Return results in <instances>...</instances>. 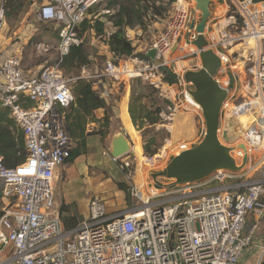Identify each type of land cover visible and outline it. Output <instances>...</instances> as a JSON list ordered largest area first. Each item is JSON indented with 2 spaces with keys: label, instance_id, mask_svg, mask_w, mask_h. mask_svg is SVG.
I'll list each match as a JSON object with an SVG mask.
<instances>
[{
  "label": "built area",
  "instance_id": "1",
  "mask_svg": "<svg viewBox=\"0 0 264 264\" xmlns=\"http://www.w3.org/2000/svg\"><path fill=\"white\" fill-rule=\"evenodd\" d=\"M230 1L234 8L226 24L218 25L211 37H205L224 64L228 60L226 53L233 47H249L246 43L251 42L246 53L236 55L245 61V88L251 97L260 98L264 94V0ZM102 2L44 0L36 15L54 26L58 42L55 46L38 43L35 52L38 57H46L55 51L58 61L31 73L19 55L3 52L7 18L5 0H0V109H6L21 130L26 152L25 159L13 168L5 167L0 156L5 201L0 216V264H243L242 256L251 246L257 228L245 232L248 218H264V102L245 130V150L237 152L243 157L261 150L263 166L258 180L226 186L224 180L232 176L218 171L200 182L181 184V189L172 187L174 190L166 191L171 188L167 187L159 194L151 192L139 206L114 214H108L103 198L93 196L88 202L87 218L73 229L64 228L55 203V186L57 171L72 150L65 110L75 99L71 80L64 77L59 63L72 47L83 43L79 28L84 22L93 25L102 21L103 15L113 13L104 7L103 15L99 12L90 20ZM189 4V0L172 3L166 28L145 51L146 54L153 49L154 60L113 55L105 60L101 73L95 77L98 81L93 82L104 88L99 92L101 99L108 96L105 85L140 78L172 100L168 101L169 117L163 113L159 116L164 120L174 116L176 95L171 92L185 83L183 78L175 86L164 83L160 69L170 68L169 56L181 40L185 46H193L197 38L195 29L190 27L197 24ZM85 68L75 80L87 79ZM251 105L245 102L235 109H226L228 105L224 103L222 111L238 116ZM188 149L182 146L178 153ZM127 155L111 159L119 164V170H127L125 177L130 180L132 159ZM154 160L146 159L150 163ZM213 182L219 186L205 188ZM155 198L159 200L153 201ZM263 261L264 248L258 264Z\"/></svg>",
  "mask_w": 264,
  "mask_h": 264
},
{
  "label": "rangeland",
  "instance_id": "2",
  "mask_svg": "<svg viewBox=\"0 0 264 264\" xmlns=\"http://www.w3.org/2000/svg\"><path fill=\"white\" fill-rule=\"evenodd\" d=\"M190 4L188 5L190 9L193 11V18L195 22H200L201 19V13L195 9V1L189 0ZM26 0L21 1L19 3V9H17V6H11L10 5V17L7 23L10 25L11 29H14L16 25L20 23L21 20H18L19 13H28L29 18L28 21L32 20L34 18V14H36V10L38 7L44 3V0H36V4L30 5ZM168 3V0L160 1L156 3V6L159 8V11L161 13V19L164 21H168L169 19V13H167L169 7L166 6ZM105 7V0H103L102 4L99 6L98 10L95 11L93 14H91L90 20L94 17L93 15L97 13H101L104 11ZM234 7L230 0H212L210 2V17L207 20V27L205 35L212 36V32L217 29L218 25H224L226 24L227 16L230 13V10H232ZM171 10V6H170ZM198 13H195V11ZM112 14V13H111ZM110 14V15H111ZM103 15V14H102ZM107 15V16H110ZM222 21H221V20ZM147 20H150L148 18ZM151 20L152 17H151ZM218 20V21H217ZM225 21V22H224ZM35 24V23H33ZM37 24V23H36ZM109 28L112 26L111 23H108L107 25ZM167 23L165 26L162 27L161 32L166 28ZM82 27V26H81ZM52 29H45L44 33H42L41 36L34 35L32 38H30V42L27 45V49L25 51L24 59H22V64L24 68L31 73H38L40 70H42L44 67L49 65H54L57 60V55L55 51H52L48 56L46 57H38L35 52V46L38 43H47L52 44L50 41L51 31ZM82 28H80L79 33L81 32ZM88 29L85 32L81 33V36L83 38V46L88 53V60L89 63L85 66V74L84 76L87 77V81L96 82L99 78H95L97 74H100L104 62L106 58H110L111 56L108 55L106 48L102 45L103 39H95L93 38V31ZM127 30H125V34ZM95 33V32H94ZM157 31L154 32V37L151 38V34H144L141 37H147L146 42L143 44L144 48H148L151 46V44L154 42L155 38L159 35L156 34ZM53 34V31H52ZM8 36V34H6ZM141 37L139 39H141ZM54 46V45H53ZM179 48H182L181 51H173L170 56L169 60L172 63L169 67H166L168 70L173 72V60H178L177 57H184L188 60V62H184V69L189 68V65L195 64L196 68H199L201 66L199 61V53L195 46H190L189 53H188V46H185L183 44V40H181V44L179 45ZM245 48V49H244ZM250 48V47H248ZM137 49V48H136ZM135 49V51H136ZM246 46H237L233 47L229 52H227L228 60L222 65L221 69L219 70L216 79L219 81V85L222 88L228 89V98L225 101V104L228 105L227 108H230L232 106L238 107L241 104L245 102H252L255 103L254 105H251L249 107V110L252 109V111H248L247 116L249 118L252 117V122H254V118L257 117V112H259L261 105V100L259 98L251 97L248 93V90L246 87V76H245V70L243 67L244 60L238 58V55L236 54H243V52H246ZM196 50V51H195ZM225 54V52H223ZM135 54H140L139 52H135ZM127 57V59L134 58L135 56ZM192 59V61H190ZM183 63V62H182ZM189 63V65H188ZM224 63V62H223ZM180 64V63H179ZM178 64V65H179ZM63 73V72H62ZM161 73V71H160ZM81 74V71L79 72V75ZM64 77L71 80V84H73V81L77 77V75L74 72H71L70 74L63 73ZM163 81V78H162ZM165 83V82H164ZM97 84V83H96ZM167 84V83H166ZM94 86V85H93ZM175 86V85H172ZM188 86V85H187ZM95 89L97 87V93L99 95L100 91H103L104 88L102 85L94 86ZM93 87V89H94ZM99 87V88H98ZM134 89V99H131L132 91L131 89ZM106 91L108 92V96L106 98H103V100L106 102V104L110 108V112L108 114V125L105 122V113L103 110H98L94 113V123H90L87 127V133L91 135L87 140L90 141V144L87 145L86 140V148L84 149V152L77 156L73 162L68 164L66 167L63 165L64 171H60L59 173V179L57 182L58 189L55 193V203L57 201H60L62 198L65 200H71L74 201L75 198H80L83 195H93V194H104V188L101 189V182L102 183H114V188L119 189V183L116 181L118 179H121V183L125 184L128 189V201L126 199H123L124 193L122 192V196L119 199H117L115 196H109L110 193L114 191V188H110L112 185L107 186V197L106 201L107 204V212L108 214H114L116 212H123L128 211L136 206H139L142 203V199H146L151 195V192L157 189H166L167 190H174L172 189H181L184 187V185H178L173 186V181L167 180L164 178H158L157 182L160 184L157 185L152 179V174H156L158 172H161L164 167L172 160L173 157L177 155L180 148L184 146L185 148L190 149V145L187 141H192V139L195 137V133L198 131V135L196 136V140H194V143L200 142L204 136L205 133V122L203 119V116L200 111V107L193 102L191 97L189 95L187 96V102L183 98L185 88L180 86L176 89V86L174 90L176 91L171 92L172 96H175L176 93L179 95L178 99L174 103L177 105V111L174 114V116L170 120H164L159 116V113H163L165 117L168 116V107L170 106V103L172 102L166 99L165 97L161 96L159 94V91L152 87L149 83L140 80V78L136 79H130L128 81H124L120 84H109L105 85ZM94 89V91H95ZM138 95H141L142 98L137 102L135 98H137ZM264 99V94L260 95ZM259 97V96H258ZM256 100L258 103L256 104ZM126 104V109L128 112L129 106L132 105L134 108L138 107L139 102L144 104L147 108V112L151 116V118H157V123L154 125H147L143 126L142 128H135V132L137 134H131L126 128L127 131L123 129L120 123V108L122 104ZM170 103H169V102ZM179 101V102H178ZM223 109V110H226ZM158 110H160L158 112ZM245 119V118H244ZM235 120H238L240 123H242V126L240 129L244 126V120L243 118H236L233 116L230 112L226 113V111H222L221 119H220V142L224 144L225 146L233 147L235 150L233 151V157L237 161V165H241L242 157L238 156L237 152L240 150L237 148L239 144H243L244 140V134L245 130L240 132L238 136H235V138L232 137L231 134L234 132L229 133L230 136L224 135L226 133V129L228 127L227 121H229L230 127H232V124L236 123ZM232 123V124H231ZM141 122H138L137 125L140 126ZM249 124L248 127L251 125ZM196 131V132H195ZM191 132H194L190 134ZM117 134H123L124 137L127 138L129 141V144L131 145L132 149L127 155V157H130L132 159V166L130 169V172L132 174L130 180L126 179L127 170L121 171L119 170V164L117 165L114 163L110 156V148L109 143L112 140L114 136ZM138 137V138H137ZM231 138V139H230ZM106 140V141H105ZM198 142V143H199ZM138 144L140 147V153H136L134 150V145ZM197 145V144H196ZM150 146L151 150L158 149L157 153L153 156H149L145 153L144 147ZM73 147H75V144H73ZM109 148V149H108ZM103 153H106V155H103ZM257 154H251L248 155V161L246 166L238 172L230 173L226 172L230 176H240L243 175V180L246 179V183H251L253 181L258 180L261 177L262 171V161L263 156L261 150H258V152H254ZM164 154V155H163ZM81 155H84L81 157ZM86 157V158H85ZM154 158V162L150 163L147 162L146 159ZM87 168V172L85 170ZM89 168V169H88ZM62 169V170H63ZM70 169L68 172L67 170ZM90 170V172H89ZM152 170V171H151ZM86 175V173H88ZM77 175L76 179H74V175ZM85 176H81L84 175ZM67 175L69 176L68 181L66 180ZM227 178L224 180V185H229L236 180L235 178ZM71 178V179H70ZM211 178V177H210ZM124 179V180H123ZM238 179H241L238 178ZM154 184V185H153ZM149 185V186H148ZM219 186L218 182L211 183L208 187L205 188H215ZM204 188V189H205ZM113 189V191H112ZM2 190L3 185L0 182V214L2 213V210L5 207V201L3 200L2 196ZM158 191V190H157ZM165 192V191H164ZM59 195V197H58ZM67 197V198H66ZM101 198L104 199V197L101 196ZM105 200V199H104ZM159 200L157 198L153 199V201ZM78 202V205H79ZM14 203V199L10 200V204ZM68 209H73L74 206L70 205L67 206ZM75 212L78 214L77 219L79 222L82 221V219L86 218V215L81 216L80 208H74ZM60 214L62 211L64 212L63 208H58ZM62 215V214H61ZM74 218L75 215L73 216ZM66 229V228H65ZM264 245V244H263ZM261 251H259V254L261 255ZM260 255L254 259L253 264H258Z\"/></svg>",
  "mask_w": 264,
  "mask_h": 264
},
{
  "label": "trees",
  "instance_id": "3",
  "mask_svg": "<svg viewBox=\"0 0 264 264\" xmlns=\"http://www.w3.org/2000/svg\"><path fill=\"white\" fill-rule=\"evenodd\" d=\"M21 0H5L6 18L10 17V5L17 6L19 9V2ZM164 0H105V9L113 12L110 16L103 15L102 17L109 21L116 31L112 33L106 44L108 45L110 52L117 57H130L134 55L135 49L131 45V42L125 36L126 28H144L145 20L148 17L161 18L159 8L156 6L157 2ZM175 0H168L166 6L169 7L167 13L170 11V6ZM242 1V0H241ZM261 1V0H255ZM105 22L96 21L94 24H82V32L90 29L95 32L96 36H103L105 32ZM134 56L141 59L145 58V54H135ZM89 63L88 53L86 52L83 44L78 47H72L69 54L62 58L59 63V69L65 73L70 74L74 72L79 77V72L82 67H85ZM163 75V82L174 85L178 82V77L172 71L166 67L160 69ZM76 77V78H77ZM72 93L74 96V103L65 110V121L71 140L75 144V148L71 150L69 158L66 162H73V160L84 151L87 139L86 127L89 123H94V113L98 110H103L105 113V122L108 125L110 108L106 102L100 98L98 93L93 89V82L84 79H76L71 84ZM131 99H134V89L132 87ZM141 95H138L135 100L138 102ZM4 110L6 116L5 124L1 125L3 121L0 118V156L2 157L3 164L7 168H13L19 165L26 157L24 142L22 134H12L10 127L14 126V121L8 119V111ZM129 114L132 123L137 128H142L147 125H154L157 123V118H151L147 112V108L144 104H138L137 108L132 105L129 106ZM160 110H158L159 112ZM13 121V122H12ZM141 122L140 126L137 125ZM145 153L149 156H153L157 153L158 149L151 150L150 146L144 147ZM119 190L125 194V199L128 201V189L125 184L119 183ZM64 209V208H63ZM2 213L0 214V216ZM76 220L74 217H62L64 228L67 230L75 228L79 222L75 221L72 225H67L68 220ZM264 264V261L261 263Z\"/></svg>",
  "mask_w": 264,
  "mask_h": 264
},
{
  "label": "water",
  "instance_id": "4",
  "mask_svg": "<svg viewBox=\"0 0 264 264\" xmlns=\"http://www.w3.org/2000/svg\"><path fill=\"white\" fill-rule=\"evenodd\" d=\"M196 10L201 13L199 24H191L197 33V38L192 42L199 53L201 66L197 71H187L183 74V81L191 85L192 90H187L189 97L200 107L205 122V133L202 140L194 147L178 153L164 167L161 172L152 174L155 184L158 178L173 181V185L200 182L209 178L218 171L235 173L241 171L247 164L248 156L242 157L241 165H237L233 157V147L225 146L220 142V119L222 108L228 98V90L222 88L216 76L222 67L220 56L210 48L205 37L207 20L210 17L209 3L212 0H194ZM145 56L155 59V51L150 49ZM226 136V133L224 134ZM237 148L245 150L243 144ZM132 147L123 134H117L111 140L110 155L120 158L129 154Z\"/></svg>",
  "mask_w": 264,
  "mask_h": 264
},
{
  "label": "crops",
  "instance_id": "5",
  "mask_svg": "<svg viewBox=\"0 0 264 264\" xmlns=\"http://www.w3.org/2000/svg\"><path fill=\"white\" fill-rule=\"evenodd\" d=\"M21 1H24V0H21ZM26 1L30 5L36 4V0H26ZM195 6H196V3H195ZM209 11H210V3H209ZM195 13H198V12L195 11ZM210 14H211V12H210ZM28 16H29L28 13H24V12L19 13L18 20H21V21H20V23L18 25H16L14 27V29H11L10 28V25L7 23L5 36H4V39H3V52H4V54H6V55H8V54H14L15 55L16 54V55H19L22 59H24L25 51L27 49V45L30 42V38H32L34 35L41 36L42 33H44V30L45 29H49V28L52 29L50 31L51 32V36L49 37L50 38V41L52 42L51 45H54L55 46L57 44V42H58V35H57V32H56V30H55V28H54L53 25L48 24V23H44V22L40 21L37 18V15L36 14H34V18L32 20L28 21V18H29ZM148 18H150V20H147ZM148 18L145 20V27L144 28L135 27V28H132V29L131 28H126L125 29V30H127V32H126L127 34H125L126 38L131 42V45L134 47V49L137 48L135 52H139L140 54H145V51L149 48V47L148 48H144L143 47V44L146 42V38L147 37H141V36H143L146 33L152 35V34H154L155 31H157L156 34H159L161 32L162 27L164 25H166V23H167V21L165 20L164 21V24H163V20L161 18L154 17L153 20H151V17H148ZM8 20L9 19L7 18V21ZM102 21L105 22V27H106L105 28V32H104V35L103 36H96L95 33H94V31L92 30L93 31V38H95V39H103L102 40L103 41L102 45L106 48L108 55L109 56H112L113 55V57H117L113 53L110 52V49H109L108 45L106 44V41L108 40V37L112 33H114L116 31V28H113V26H111L109 28L107 25L110 22L109 21L107 22V20L105 18H103V17H102ZM33 23H35V24H33ZM196 24H199V22H196ZM80 28H82V27L80 26ZM80 28H79V31H80ZM52 31H53V34H52ZM81 33H82V30L80 32V35H81ZM6 34H8V36ZM140 37H141V39H139ZM153 37H154V35L151 36V38H153ZM188 48H189V46H188ZM181 49L182 48H179V46H178V48L175 49L174 51H181ZM124 58H127V57H124ZM106 59H108V58H106ZM177 59L178 60H173L172 61L173 62V65H174L173 66V73L177 75V77H178L179 80H181L183 78V74L185 72H187V71H197L199 69V68H196L195 67V64L189 65V63H188L189 68L184 69L185 68L184 67L185 63L184 62H188V60L185 59L184 57H181V58L180 57H177ZM190 61H192V59ZM181 86L184 87L185 90H186V91H184L183 98L187 102V96H188L187 90H192V86L191 85H188L187 86L186 84L184 85L183 83H182ZM177 88L178 87H176V89ZM176 89H175V91H176ZM177 95L178 94L176 93L175 99H178V96ZM251 104L252 103H248V105H251ZM247 108L249 109V106ZM231 109H235V107L232 106ZM244 109H245V107H244ZM4 110H6V109H2V108L0 109V118L3 119V121L1 122V125H3V124L6 123L5 122V119H4V117L6 118V116L4 115L5 114L4 113ZM229 112L232 114L231 111H229ZM128 114H129V111L127 112L126 104H125V101H124V103L122 104V106L120 108V117H119L120 120L119 121H120L121 126L123 127V129L125 131L128 130L131 134H137L135 132V128H137V127H135L133 125L132 120H131V117ZM243 114H244V112H243ZM7 117H8V119H11V117L9 115V112H8ZM88 125H87V127H88ZM87 127H86V130H87ZM10 130H11V132H12V134L14 136H15L16 133L22 134L21 130L16 126L15 123H14V126L10 127ZM192 133H194V132H191L190 134H192ZM197 135H198V131L195 133V137L192 139V141H190V140L187 141L188 144H191L190 145V148H192L196 144H198L199 141L197 143H194L193 142L194 140H196L195 138H196ZM86 136H87V138H89L91 135H89V133H87ZM22 137H23V135H22ZM73 144H74V142L72 141V149L75 148V147H73ZM89 144H90V141L87 140V145H89ZM110 144H111V141L109 143V148H110ZM134 146H136L137 149L140 150V147H139V145L137 143ZM86 147L87 146H85V148ZM253 154H254V152H253ZM83 156L84 155H81V157H83ZM68 164H70V163L69 162H65V164H64L65 167ZM62 169H63V167H61L57 171V181H56V186H55L56 191L58 189L57 182H58V179H59V173H60V171H64V169L63 170ZM69 170L70 169H68L67 172ZM85 170H86V172L88 171L87 168H85ZM89 172H90V170H89ZM89 172L86 173V175H88ZM74 176H75L74 179H76L77 175L75 174ZM81 176H85V174L84 175H81ZM240 176H241V179H238V178H240ZM240 176L239 175L237 177L233 176L236 180H234V182L232 184H229V185H236V184H244V183H246V179L247 178H245L243 180V175H240ZM68 178H69V176L67 175V178H66L67 181H68ZM116 181L118 183H121L122 182L121 179H118ZM109 185H112L110 188H114L113 187L114 186V183L113 182H111V184L110 183H106L105 184V183H102L101 182V189L104 188V191L103 192H104L105 196L108 194L107 193V186H109ZM157 190H154V193L155 194H159V193L164 192L163 189H157ZM112 191H113V189H112ZM104 194L100 193V194H93V195H90V194L83 195L80 198V202H79V198L78 199L75 198L76 201H74L73 199L71 201V200H68V199L65 200L64 198H62L60 201H57L56 202V206L58 208L61 207V209L62 208L65 209V210L63 209L64 212L62 211V213H61L62 214L61 215L62 217L65 216L67 218V217H73L75 215L76 220L73 219V220H68L66 222L67 225H72L75 221L79 222V220L77 219L78 214L75 212V209H74L75 207L76 208H80V212H81L80 214H81L82 218H83L84 215H86V218H87V215H88L87 206H88V202H89L90 198L93 197V196H99V197L102 196V197H104V199L106 201V197L107 196L105 197ZM109 196H115L117 199H119L120 197H123L122 196V191H120L119 189H115V188H114V191L108 195V197ZM58 197H59V195H58ZM123 199H125V195H124ZM78 202H79V205H78ZM108 202L106 201L107 204H108ZM70 205L74 206V208L73 209H68L67 206H70ZM82 220H84V218ZM255 226H257V228L254 229V237L252 239L251 246L244 252V254L242 256V263L243 264H253L254 259H256V257H258L260 255L259 254V251L264 248V245H263L264 244V218H262V219L259 220L257 217H255L253 215L250 216L248 218V221H247V224H246V227H245V232L248 233Z\"/></svg>",
  "mask_w": 264,
  "mask_h": 264
},
{
  "label": "bare ground",
  "instance_id": "6",
  "mask_svg": "<svg viewBox=\"0 0 264 264\" xmlns=\"http://www.w3.org/2000/svg\"><path fill=\"white\" fill-rule=\"evenodd\" d=\"M221 20V19H220ZM218 21V20H217ZM222 21V20H221ZM225 22V21H224ZM246 45L247 46H249V47H251L252 46V44H251V42L249 41L248 43H246ZM245 47V46H244ZM189 48H190V46H189ZM189 48H187V50H188V53H189ZM246 48H248V47H246ZM245 49V48H244ZM196 51V50H195ZM246 53V52H245ZM183 59V58H182ZM222 65L224 66V63H222ZM228 90V89H227ZM179 96V95H178ZM259 100H261V105H262V103L264 102V100H263V98H262V96L259 98ZM258 102L256 101V104H257ZM264 105V104H263ZM245 109H246V107H245ZM242 110H244V107L242 108ZM249 111V109L247 110V112ZM247 112H244V114H243V112H240L239 113V115L238 116H235L236 118H243V120H244V126L240 129V131H239V128L242 126V123H240L238 120H235L236 121V123H234V124H232V127H230V124H229V121H227V123H228V127H227V129H226V135H228V136H230V133H229V131L232 133V132H234L233 134H231L232 135V137L233 138H235V136H238L239 134H240V132H241V130H242V132L248 127V125L249 124H251V122L250 121H252V117L251 118H249L248 116H247ZM245 118V119H244ZM228 129H229V131H228ZM231 139V138H230ZM134 148V150H135V152L136 153H140V150H138L137 149V147L136 146H134L133 147ZM254 152H258V150H254ZM254 154H257V153H254ZM164 155V154H163ZM152 171V170H151ZM233 176V175H232ZM235 177H237V176H235ZM241 177V176H240ZM234 178V177H233ZM154 185V184H153ZM149 186V185H148Z\"/></svg>",
  "mask_w": 264,
  "mask_h": 264
}]
</instances>
